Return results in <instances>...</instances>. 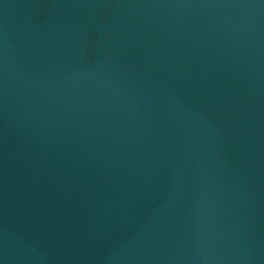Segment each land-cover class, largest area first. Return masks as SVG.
<instances>
[{
	"label": "water",
	"instance_id": "1",
	"mask_svg": "<svg viewBox=\"0 0 264 264\" xmlns=\"http://www.w3.org/2000/svg\"><path fill=\"white\" fill-rule=\"evenodd\" d=\"M0 264H264V0H0Z\"/></svg>",
	"mask_w": 264,
	"mask_h": 264
}]
</instances>
